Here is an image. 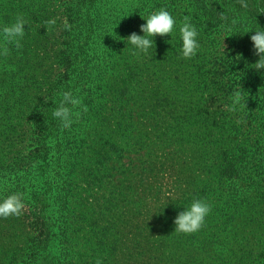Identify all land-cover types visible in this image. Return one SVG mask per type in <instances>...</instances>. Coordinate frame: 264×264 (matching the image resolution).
I'll list each match as a JSON object with an SVG mask.
<instances>
[{
	"label": "trees",
	"instance_id": "1",
	"mask_svg": "<svg viewBox=\"0 0 264 264\" xmlns=\"http://www.w3.org/2000/svg\"><path fill=\"white\" fill-rule=\"evenodd\" d=\"M247 3L0 0V26L28 21L0 56V197L25 201L0 216V264H264V69L246 33L264 27V0ZM162 6L196 24V56L178 33L147 56L116 39ZM64 92L87 107L69 128L51 118ZM193 197L211 212L173 232Z\"/></svg>",
	"mask_w": 264,
	"mask_h": 264
},
{
	"label": "clouds",
	"instance_id": "2",
	"mask_svg": "<svg viewBox=\"0 0 264 264\" xmlns=\"http://www.w3.org/2000/svg\"><path fill=\"white\" fill-rule=\"evenodd\" d=\"M241 7L247 9L249 7L247 0H240ZM259 13H264V7L257 10ZM223 17V12L220 13ZM144 19L140 27V33L133 31L127 37H123L127 41L126 47H130L131 52L137 56H147L150 50L156 45L155 37L171 35V40L178 38L180 41L179 55L183 58H192L197 55L200 49L199 31L191 21L189 16H184L181 20L177 18L166 8L159 7L147 15H141ZM28 21L24 14L18 13L15 19L7 24L0 26V56H7L10 52L8 45H13L17 48L21 47V41L25 35ZM57 23V18L52 17L45 21V24L52 29ZM67 31L69 25L67 22L63 25ZM250 40L252 41V48L254 54L258 59L251 64L250 67L258 72L264 69V27L260 26L251 31ZM120 37V36H119ZM264 76V72H261ZM242 90L236 89L229 96L230 103L227 105L229 111L237 110L238 107H243L242 103ZM55 107L51 111V118L61 128H69L73 123L75 110L78 108L87 111V107L83 104L82 98L72 94L71 92L61 93L60 98L56 101ZM25 206L23 193L11 192L6 196L0 197V216H19ZM212 205L206 198L193 197L187 205H184L182 210L177 212L174 218V231L175 233H192L198 231L205 222L206 217L211 212ZM95 264H102L100 259L95 261Z\"/></svg>",
	"mask_w": 264,
	"mask_h": 264
}]
</instances>
